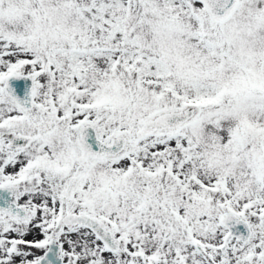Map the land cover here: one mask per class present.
Listing matches in <instances>:
<instances>
[{
  "label": "snow or ice",
  "instance_id": "snow-or-ice-1",
  "mask_svg": "<svg viewBox=\"0 0 264 264\" xmlns=\"http://www.w3.org/2000/svg\"><path fill=\"white\" fill-rule=\"evenodd\" d=\"M0 264H264V0H0Z\"/></svg>",
  "mask_w": 264,
  "mask_h": 264
}]
</instances>
